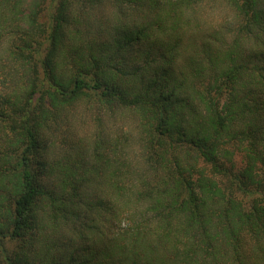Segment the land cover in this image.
<instances>
[{"label":"trees","instance_id":"obj_1","mask_svg":"<svg viewBox=\"0 0 264 264\" xmlns=\"http://www.w3.org/2000/svg\"><path fill=\"white\" fill-rule=\"evenodd\" d=\"M188 2L0 0V264H264V0Z\"/></svg>","mask_w":264,"mask_h":264},{"label":"clouds","instance_id":"obj_2","mask_svg":"<svg viewBox=\"0 0 264 264\" xmlns=\"http://www.w3.org/2000/svg\"><path fill=\"white\" fill-rule=\"evenodd\" d=\"M209 10H220L224 14L215 24L209 25L207 21V12ZM175 11L185 19V22L193 30H217L224 34V36L232 41L238 35L236 31H228L226 26H235L238 23V16L233 8L232 4L227 0H190L188 3H178ZM241 39H245L241 37ZM7 56V52L3 53ZM51 76V74H50ZM123 115H119L118 119H121ZM81 118H74L73 124L81 129L85 128L84 124L80 123Z\"/></svg>","mask_w":264,"mask_h":264},{"label":"rangeland","instance_id":"obj_3","mask_svg":"<svg viewBox=\"0 0 264 264\" xmlns=\"http://www.w3.org/2000/svg\"><path fill=\"white\" fill-rule=\"evenodd\" d=\"M47 18V16L45 15V13L43 12L42 13V16H41V20H45Z\"/></svg>","mask_w":264,"mask_h":264}]
</instances>
